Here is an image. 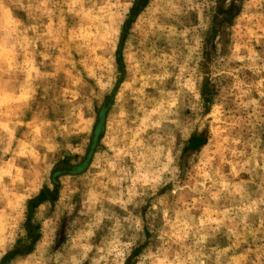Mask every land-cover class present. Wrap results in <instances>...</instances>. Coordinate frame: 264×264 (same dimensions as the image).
<instances>
[{"label": "rangeland", "instance_id": "rangeland-1", "mask_svg": "<svg viewBox=\"0 0 264 264\" xmlns=\"http://www.w3.org/2000/svg\"><path fill=\"white\" fill-rule=\"evenodd\" d=\"M0 264H264V0H0Z\"/></svg>", "mask_w": 264, "mask_h": 264}]
</instances>
